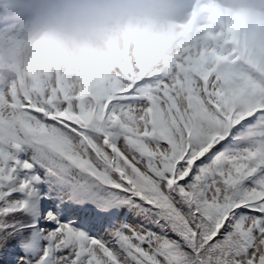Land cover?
Here are the masks:
<instances>
[{
  "label": "snow or ice",
  "instance_id": "6c2138e0",
  "mask_svg": "<svg viewBox=\"0 0 264 264\" xmlns=\"http://www.w3.org/2000/svg\"><path fill=\"white\" fill-rule=\"evenodd\" d=\"M223 46L73 93L0 84V264H264V66Z\"/></svg>",
  "mask_w": 264,
  "mask_h": 264
},
{
  "label": "clouds",
  "instance_id": "9594fccd",
  "mask_svg": "<svg viewBox=\"0 0 264 264\" xmlns=\"http://www.w3.org/2000/svg\"><path fill=\"white\" fill-rule=\"evenodd\" d=\"M223 46L264 66V0H0V84L73 93Z\"/></svg>",
  "mask_w": 264,
  "mask_h": 264
}]
</instances>
